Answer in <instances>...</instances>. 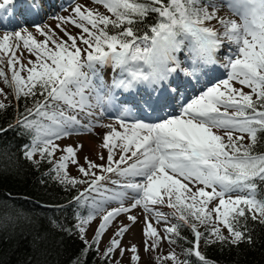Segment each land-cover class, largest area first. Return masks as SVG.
<instances>
[{
	"label": "snow or ice",
	"instance_id": "1",
	"mask_svg": "<svg viewBox=\"0 0 264 264\" xmlns=\"http://www.w3.org/2000/svg\"><path fill=\"white\" fill-rule=\"evenodd\" d=\"M94 2L110 15L75 0H0V80L15 100L0 99V114L15 112L0 136H27L22 158L37 169L51 165L48 179L76 189L68 202L75 223H53L84 241L85 257L99 254L112 222L138 206L164 224L161 237L145 217L152 249L162 239L174 245L190 230L186 258L175 250L162 258L174 264H215L201 243L252 245L251 224L264 225V152L255 150L264 144V0H225L238 20L220 15L218 0ZM53 6L72 11L60 15ZM222 50L223 63L217 59ZM0 96L7 99L4 89ZM109 114L112 121L101 123ZM94 127L107 129L100 145L107 155L97 154L102 163L84 157L81 164L82 145L57 143ZM69 164L79 176L70 175ZM97 216L89 243L84 234ZM129 227L117 228L104 264L117 248L123 255L120 238ZM77 264L85 262L78 258Z\"/></svg>",
	"mask_w": 264,
	"mask_h": 264
},
{
	"label": "trees",
	"instance_id": "2",
	"mask_svg": "<svg viewBox=\"0 0 264 264\" xmlns=\"http://www.w3.org/2000/svg\"><path fill=\"white\" fill-rule=\"evenodd\" d=\"M0 82V89L7 94V99L4 96L0 99L5 103L9 100L15 103L12 90L2 80ZM20 111H23L22 106ZM14 119L15 112L10 108L0 114V126L6 127ZM27 142V136L21 137L15 131L0 136V201L3 202L0 204V264H77L78 258L85 264H104L101 257L106 248L101 249L99 244V254L92 251L85 257L82 255L84 241L77 235L61 232L53 223L57 221L68 227L75 223L74 206L68 202L78 193L76 189L62 188L44 175L51 165L42 163L37 169L25 161L20 149ZM255 150L264 152V144H258ZM69 173L79 176L70 170ZM58 205L65 207L61 210ZM251 226L254 229L252 245L205 246L201 243L203 254L215 264H264V225L252 223ZM181 235L185 239H178L173 246L185 259L184 249L190 247L189 241H193V236L188 229ZM93 236L84 234L89 243ZM109 264L116 262L111 260Z\"/></svg>",
	"mask_w": 264,
	"mask_h": 264
},
{
	"label": "rangeland",
	"instance_id": "3",
	"mask_svg": "<svg viewBox=\"0 0 264 264\" xmlns=\"http://www.w3.org/2000/svg\"><path fill=\"white\" fill-rule=\"evenodd\" d=\"M76 3H79L83 6L89 7V8H98L100 12L104 14H109L107 12V9H105L102 5H97L94 0H75ZM219 3H221L223 6L219 10L220 15H227L229 18L233 19H239L236 16H233L231 10L227 7L225 0H218ZM58 3H62L59 2ZM70 3V0L68 2H64L65 5H68ZM72 11L71 6L67 7V11L61 12L60 8L58 7H52L51 12L59 13L60 15H68ZM47 23L55 26L57 21L55 19H48ZM69 29L75 34L79 32V29L75 28L72 25H69ZM29 30H31L29 26ZM3 29H0V33H2ZM217 59L223 63L224 60V51L222 50L217 54ZM111 74V69L106 68L104 70L105 79H108ZM1 83V82H0ZM239 87V85H237ZM197 87H202V85H197ZM245 91H248L247 88H245ZM194 94V93H192ZM112 116L108 115L105 119L101 121V123H109L112 121ZM107 131V129L101 128V127H94L92 131H81L74 133L71 137L64 138L63 140L57 141L61 145V148L66 147L68 145H72L73 147H77L79 145H82V147H79L77 149V159L79 163L84 164V157H88L90 160H94L97 163H102L97 158V154L103 153L106 157L107 151L100 147L102 143V136ZM248 142L247 140L245 141ZM57 157L61 155L60 152L56 153ZM69 170L72 172H76L78 175L79 172L77 171V168L74 164H69ZM131 203V201H126L125 206H128V204ZM118 204H111L110 207H118ZM162 212L169 213L172 210L169 209L166 206H158ZM128 216H136L137 221L133 223L128 219ZM145 217H147L148 221H151L153 223V226L157 228V231L160 233L161 237L165 236V233L163 231L164 224L157 223L154 215L146 213L142 207L138 206L135 209H132L127 214H121V216L117 217L112 224L108 227L105 234L103 235L101 241H100V247L101 249H105L107 244H109V241L113 236L115 235V232L118 227H122L124 225H129V229L127 232L123 234V237H117L121 239V248L125 249L123 252V255H121L120 248H117L115 250V253L113 254L112 260L116 262V264H174V262L171 259H162L163 257H166L170 252L175 250L177 253L179 259L181 256L179 255L178 250L173 246L170 245L166 239H162L160 241L159 247L152 249L150 247L151 241L149 238L144 234L143 229L146 227L145 223ZM101 217L97 216V218L88 226V230L86 231V236L90 237L92 236L96 228L99 226ZM175 219L173 217H169V221L173 223ZM202 229V227H201ZM225 233H227V230H224ZM228 234V233H227ZM147 242V245H146ZM132 246H135L137 248V252L133 253L131 251ZM138 255L139 260L133 259L134 256ZM161 258V259H158Z\"/></svg>",
	"mask_w": 264,
	"mask_h": 264
}]
</instances>
